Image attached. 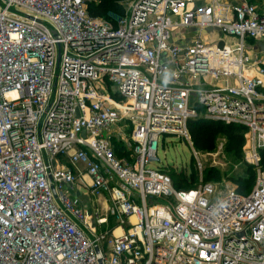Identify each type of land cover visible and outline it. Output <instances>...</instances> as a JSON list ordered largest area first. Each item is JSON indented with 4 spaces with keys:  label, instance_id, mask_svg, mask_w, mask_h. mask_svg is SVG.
I'll return each mask as SVG.
<instances>
[{
    "label": "built area",
    "instance_id": "obj_1",
    "mask_svg": "<svg viewBox=\"0 0 264 264\" xmlns=\"http://www.w3.org/2000/svg\"><path fill=\"white\" fill-rule=\"evenodd\" d=\"M99 3L0 0V264H264V0H131L115 25ZM198 120L246 130L247 193L203 182ZM161 136L194 188L148 167Z\"/></svg>",
    "mask_w": 264,
    "mask_h": 264
},
{
    "label": "rangeland",
    "instance_id": "obj_2",
    "mask_svg": "<svg viewBox=\"0 0 264 264\" xmlns=\"http://www.w3.org/2000/svg\"><path fill=\"white\" fill-rule=\"evenodd\" d=\"M129 1L131 0H124L121 2L122 10L127 6ZM107 17V15H104L100 20L102 22H110ZM259 47L261 54L258 58L264 61V44ZM118 129L115 131H121L123 141H114V144L116 143L115 145H118L116 146L118 149L114 146V150L116 148L115 152L118 159H127L131 154L129 139L133 131V125L122 123L118 125ZM243 137L244 144L239 154H236L234 150L231 149L233 145L232 142L228 141L227 137L223 134L216 137L215 148L211 153L197 151L202 165L203 182L214 184L221 195H225L231 189H237V184H235L236 181L249 179L252 176L255 178L253 168H250L245 162V150L247 148L248 137L246 131L243 132ZM159 142V149L157 151L159 162L151 163L148 167L152 170L172 167V169L168 170V173L174 171L180 173L186 179H188L190 175L194 176L193 179H190L193 183L192 187L194 188L198 183V174L193 163L191 149L182 139L175 136H161ZM207 173L210 174L211 177L215 176V179L209 178L208 180H211L206 181L205 178H207ZM172 180L174 181V179ZM183 188L185 189V187ZM71 197L73 200H77L86 210L91 212L97 211L100 218H107V224L97 228L96 231L112 227V221L104 210L106 205L103 197L97 200L91 196H85L82 190H76Z\"/></svg>",
    "mask_w": 264,
    "mask_h": 264
},
{
    "label": "trees",
    "instance_id": "obj_3",
    "mask_svg": "<svg viewBox=\"0 0 264 264\" xmlns=\"http://www.w3.org/2000/svg\"><path fill=\"white\" fill-rule=\"evenodd\" d=\"M123 1L124 0H100V3L98 5L90 6V15L93 18L97 19H101L102 17H104V15H107L110 23L112 25H115L116 19L122 17L123 15V11L121 9V2ZM187 129L193 147L197 151L202 153H211L215 148L216 137L220 134H223L227 137L228 141L232 142L233 145L231 149L234 150L236 154H239V151L244 144L243 132L246 131L243 127L225 125L219 122L203 120L188 122ZM116 146L118 145H115V147ZM260 156L262 160V166L264 167V150L260 151ZM250 168L252 167L250 166ZM169 169H172V167L162 169V172L170 177L173 188L175 190L187 191L193 188V183L190 179H193L194 176L190 175L191 178L189 177L188 179H186L180 173H176L174 171L168 173ZM206 176V181L215 179V176L211 177V175L208 173L206 174ZM209 178L211 179L208 180ZM172 179H174V181ZM253 183V176L249 179L239 180L235 182V184H237V191L242 194L247 193L251 189ZM183 187H185V189ZM111 226L112 227L109 228V230L113 229V224H111Z\"/></svg>",
    "mask_w": 264,
    "mask_h": 264
},
{
    "label": "crops",
    "instance_id": "obj_4",
    "mask_svg": "<svg viewBox=\"0 0 264 264\" xmlns=\"http://www.w3.org/2000/svg\"><path fill=\"white\" fill-rule=\"evenodd\" d=\"M87 180V179H86ZM73 195V194H72Z\"/></svg>",
    "mask_w": 264,
    "mask_h": 264
}]
</instances>
